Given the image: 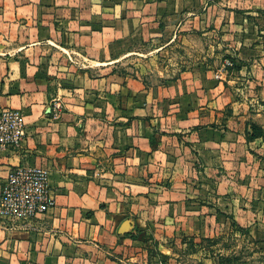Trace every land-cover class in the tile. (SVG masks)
I'll use <instances>...</instances> for the list:
<instances>
[{"label": "crops", "instance_id": "crops-1", "mask_svg": "<svg viewBox=\"0 0 264 264\" xmlns=\"http://www.w3.org/2000/svg\"><path fill=\"white\" fill-rule=\"evenodd\" d=\"M262 19L264 0H0V110L25 125L18 148L0 147V191L13 168L40 167L55 197L30 222L0 217V264H141L137 239L173 234L192 193L233 191L245 168L264 191V134L247 140L264 133ZM195 35L211 44L159 91L112 70Z\"/></svg>", "mask_w": 264, "mask_h": 264}, {"label": "rangeland", "instance_id": "rangeland-1", "mask_svg": "<svg viewBox=\"0 0 264 264\" xmlns=\"http://www.w3.org/2000/svg\"><path fill=\"white\" fill-rule=\"evenodd\" d=\"M259 23L264 31V19ZM262 38L264 41V36ZM192 39L181 41L177 50L164 53L158 51L163 42L142 44L139 51L121 53L117 68L112 70L138 76L153 90L159 91L165 79H173L189 70L211 44L209 38L200 35ZM161 100L157 107L163 113V98ZM53 102L61 105L58 100ZM63 111L61 105L59 115L55 117L50 111L49 117L58 119ZM259 119L264 126V116ZM154 171L163 173V165H154ZM243 173L241 179H233V191H216L214 195L192 193L189 199H185V202L192 203H185L181 226L173 234L166 236L163 229L152 228L145 233L146 239H137L135 255L138 262L174 264L177 259L180 264H264V191H255L260 184L250 179L252 175L247 168ZM245 185L250 187L245 190ZM161 199L163 196L153 197L155 204ZM242 210L251 212L250 226L238 222Z\"/></svg>", "mask_w": 264, "mask_h": 264}, {"label": "built area", "instance_id": "built-area-1", "mask_svg": "<svg viewBox=\"0 0 264 264\" xmlns=\"http://www.w3.org/2000/svg\"><path fill=\"white\" fill-rule=\"evenodd\" d=\"M232 67L225 61L215 78L221 80ZM61 105L52 103L57 117ZM25 138V125L17 110H0V147L18 148ZM55 208V197L48 186V173L40 167H15L4 179L0 191V217L11 224L30 222Z\"/></svg>", "mask_w": 264, "mask_h": 264}, {"label": "trees", "instance_id": "trees-1", "mask_svg": "<svg viewBox=\"0 0 264 264\" xmlns=\"http://www.w3.org/2000/svg\"><path fill=\"white\" fill-rule=\"evenodd\" d=\"M251 134L247 133V140H253L261 136L260 129L256 126L251 125Z\"/></svg>", "mask_w": 264, "mask_h": 264}]
</instances>
